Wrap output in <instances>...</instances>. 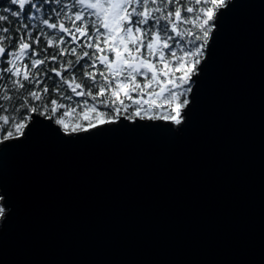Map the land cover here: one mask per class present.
<instances>
[{
	"label": "snow or ice",
	"instance_id": "1",
	"mask_svg": "<svg viewBox=\"0 0 264 264\" xmlns=\"http://www.w3.org/2000/svg\"><path fill=\"white\" fill-rule=\"evenodd\" d=\"M0 264H264V0H0Z\"/></svg>",
	"mask_w": 264,
	"mask_h": 264
},
{
	"label": "water",
	"instance_id": "2",
	"mask_svg": "<svg viewBox=\"0 0 264 264\" xmlns=\"http://www.w3.org/2000/svg\"><path fill=\"white\" fill-rule=\"evenodd\" d=\"M251 14L255 17V20L246 47L251 53V60L249 65L250 75L254 78V80L258 85L259 58H260V47H261L259 10L252 9Z\"/></svg>",
	"mask_w": 264,
	"mask_h": 264
}]
</instances>
